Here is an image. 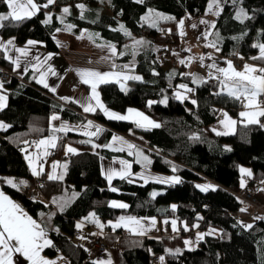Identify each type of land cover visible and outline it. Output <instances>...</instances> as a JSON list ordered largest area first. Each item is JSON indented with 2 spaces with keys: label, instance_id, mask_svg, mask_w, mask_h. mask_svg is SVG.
<instances>
[{
  "label": "trees",
  "instance_id": "trees-1",
  "mask_svg": "<svg viewBox=\"0 0 264 264\" xmlns=\"http://www.w3.org/2000/svg\"><path fill=\"white\" fill-rule=\"evenodd\" d=\"M38 2L45 3L46 0ZM78 4L87 9L83 19ZM207 5L208 0H143V3L136 0H56L33 18L19 24L5 22V27L0 28V37L5 40L15 38L18 45L31 39L42 42L49 53H56L60 48L51 34L62 27L58 22L61 7L69 6L71 10L67 22L74 25L73 33L83 29L99 33L103 43L113 44L118 53H125L117 55L115 61L121 65L133 62L132 74L142 77L141 81H128L127 92L121 91L114 83L99 86L100 98L106 107L118 112L135 108L161 125L146 130L132 122L106 119L100 110L84 116L70 103L64 107L59 105L47 90L30 83L27 77L22 81L12 78L7 83L2 82V92L8 97V104L0 111V121L11 127L0 132V177L7 176L17 183L23 180L25 185H20L23 191L4 183L0 184V188L34 219H38L40 211H46L47 206L49 209L54 206L52 196L69 195L65 199H72L63 211L54 213L52 217L57 232L49 231L52 246L43 250L47 256L61 253L68 264H92L94 256L109 251L113 264H152V256L158 259L154 264H161L159 257L162 255L165 257L164 264H264V212H257L254 205L237 197L243 191L252 196L264 181V127L240 121L241 101L222 93L219 80L204 79L198 84L192 83L193 76L184 75L182 64L173 66L164 57L171 45L179 43L178 22L201 16L206 12ZM221 6L222 11L217 16L219 21L214 23L209 36L220 49L221 60H218L223 62L237 55L242 60L264 66V61L251 59L258 53V48L253 45L264 43V0H221ZM240 8L248 17L243 23L235 19ZM150 9L174 19L159 20L155 27L150 26L142 19ZM6 11L7 6L0 3V13ZM45 13L52 17L48 24L42 23ZM121 24L131 33L130 36L121 32ZM137 38L144 43L134 50L132 46H137L134 45ZM0 63L12 74L11 65L3 58L2 52ZM182 83L193 89L190 93L194 94L196 104L191 103V98L184 103L173 98L172 88ZM165 97H168L167 104L159 103ZM150 100L156 103L149 107ZM221 109L237 120L232 134L216 135L209 128L216 123ZM53 114H57L61 121L72 124L92 121L99 125L104 131L91 138L97 145L109 143L114 134L134 140L150 151L149 166L152 171L176 174L182 182L175 185L156 182L142 185L138 179L134 183L114 179L112 187L118 191L112 192L101 174V157L130 158L122 153L113 155L104 149L95 153L91 144L80 142L89 138L67 132L59 134L54 150L56 156H62L59 152L66 143L78 148L77 154L68 161L65 178L51 181L35 177L45 184L40 186L35 199H28L24 193L25 186L33 185L35 178L30 176L20 149L26 146L23 141L39 140L50 134L49 118ZM194 136L198 139H193ZM172 166L176 167V172L172 171ZM241 167L252 173L250 177H243L244 187H241ZM137 169L138 166L133 164V170ZM199 181L213 184L216 190H197L195 185ZM152 192L159 195L153 199ZM112 200L124 202L128 208H110L108 202ZM173 204L177 206L175 211L171 208ZM258 205L264 209V204ZM247 208L254 210L260 218L251 228L244 229L235 216L248 214ZM89 213H94L105 227L93 232L90 247L85 249L74 238L78 234L76 223ZM120 216L173 218L187 224L189 231L185 233L181 229L175 234L157 238L133 236L120 228L113 230L107 224ZM194 224L199 227L194 229ZM164 228L169 229V224L164 223ZM212 229L215 230L212 234L194 242L196 246L192 250L188 251L183 246L190 232L208 233ZM103 233L107 250L89 258L92 241L94 238L103 239ZM166 249L181 251L171 255Z\"/></svg>",
  "mask_w": 264,
  "mask_h": 264
},
{
  "label": "snow or ice",
  "instance_id": "snow-or-ice-1",
  "mask_svg": "<svg viewBox=\"0 0 264 264\" xmlns=\"http://www.w3.org/2000/svg\"><path fill=\"white\" fill-rule=\"evenodd\" d=\"M56 0H46L45 3H39L38 0H0V3H3L7 6V13H0V28L5 27V22H12V23H22L25 20L31 19L36 16L41 9H46L50 5H53ZM137 3H143V0H136ZM235 2V0H234ZM78 8L81 9V19H83V11L84 5L78 4ZM221 0H208V7L207 12L211 13L215 16H219L221 12ZM62 12L67 15L70 12L68 7H64ZM45 20L42 21L44 24H48L51 22L52 17L50 14L45 13ZM247 13L244 11L243 8L237 10L235 19L243 23L244 19H247ZM61 23H64L63 18H59ZM143 20L150 23V26L155 27L159 20H172L174 17L165 16L161 13L154 12L153 10H149L148 15L142 17ZM203 24H208V21L201 20ZM183 24L184 21L181 20L178 22V28L180 29V35L183 36ZM211 27H215L214 24L210 25ZM74 25L68 24L66 25L67 30H71ZM195 27V25H193ZM115 30V29H114ZM120 30H124V26H120ZM57 32L60 31L59 28L56 29ZM210 33L205 32L203 34L204 39L207 40ZM98 35V34H97ZM125 35L130 36L131 33L125 31ZM83 38V36L78 37V39ZM91 38V37H90ZM199 39V37H198ZM37 41L34 40H27L24 47H16L15 46V38L8 39L7 41L0 40V52L3 53V58L8 60L13 64L15 67L13 71H16L17 68L20 67L21 59L24 58L25 60L29 56V48L31 46H35ZM144 41L137 40L134 41V45L143 44ZM100 47H107L111 56H123L125 53L117 52L116 46L113 44L107 45H99ZM206 47H212L216 51H220L217 47L215 41L210 42L209 44L205 45ZM254 48L259 49V56H253L251 59L253 60H260L264 61V43L254 44ZM10 52L15 53V57L9 55ZM135 55V53H133ZM51 54L44 58V61H41L39 57H35L34 59L37 61L35 64H30L25 66V71L28 70V67H31L33 73H39V77L35 78L37 84H41L44 88L49 89L52 92L56 91L55 87H50L47 83V75L51 73L52 75H56L51 67L47 69V71H41L44 63L47 60H50ZM212 57L209 56L208 59ZM242 58V57H241ZM107 59V58H106ZM191 59V58H189ZM204 57H200L201 62H203ZM181 64H185V60L181 59L179 61ZM225 63L227 67H217L215 63L207 65L209 69H215L219 76L213 77L219 80L221 85V90L226 92L229 97L234 98L235 100L243 102L244 111L239 112V117L241 122L246 124H259L261 127H264V124H261V117H264V100H261V97H264V67H256L253 65L245 64L242 70H237L231 60H226ZM203 66V65H202ZM112 71L108 72H100L97 70H77L78 74L81 77V82L89 85L91 89L90 95L86 98L85 102L81 104L83 111L85 113H94L99 109L109 120H116V121H131L136 125L138 128H144L146 130H150L152 128H159L161 125L153 120H151L147 115L143 112H140L136 109L129 108L127 109L126 114H120L115 111L109 110L100 100L99 93L97 88L100 84H107V83H117L120 85L121 91L127 92L128 89L126 87L127 81H141L142 77L139 75H132L130 74L133 71L132 66L125 64L121 66V70H116L117 65L113 63L111 65ZM153 74H156L155 72ZM211 75V73H210ZM222 77V79H220ZM194 82H196L194 80ZM178 89H182L183 91H175L173 93V98L179 101L180 103H184L189 97L186 93H190L193 89L189 88L185 84H180L177 86ZM3 83L0 82V111H2L5 107H7V99L8 97L3 94ZM220 93H216L219 95ZM61 99L68 100L67 97H62ZM95 101V104L92 103ZM75 102V101H74ZM168 97L160 100L159 103L167 104ZM156 103V101H148L149 107ZM192 104H196L195 100H191ZM223 119L219 121V124L223 127V131H218L213 129L216 132V135H228L230 132L234 131L235 126L237 124V120L232 119L227 112H222ZM60 117L56 114H53L49 120V131L50 134L39 140L29 142L27 140L23 141L24 145H32L35 147L36 152L32 153L28 151V147H22L20 150L22 153H25V160L28 162V166L32 171L33 175H40L44 171L43 163L41 161L44 157L48 156L49 149H53L57 147V139L58 137L55 135L57 132H70L75 130L74 127H70L68 124H62L60 127H54L52 125V121L59 120ZM11 125L6 124L0 121V131H7ZM83 132L82 134L89 137L88 140L80 141L81 143L91 144L92 148L98 147H105L113 151H124V147L126 146L130 151L129 155H132V149H135L136 146L134 144L128 143L120 136L113 135L111 138V142L105 145H97L92 142V137L98 136L101 132L104 131L99 126L93 125L92 121H88L87 124L83 125ZM95 128V131H89L91 128ZM35 131H40L36 129ZM193 139H198V137H193ZM115 145H121V147H115ZM227 151H231L230 148H226ZM65 153L66 154H76L77 149L73 148L69 145L65 146ZM136 156L138 157L135 161L136 163H141L143 168H147L148 165L151 164V160L148 159L146 156H142L139 150H136ZM103 159V157H101ZM116 161H113L115 163ZM120 168L117 170L112 167L101 168V174L104 176L105 180L109 185V190L112 192H117L118 189L112 187V182L115 178H119L120 180H127L128 183H134L135 180H142L144 184H147L150 180L156 183L166 184V185H175L181 183V178L179 176L173 175L169 177H159V176H151L146 175L144 172L141 173H133L131 171L132 165L126 160H119ZM57 167H65L64 165H58L57 163L53 164V172L48 174L49 180H58L63 179V174H56L55 169ZM172 171L176 172L177 169L175 166H172ZM242 179H241V187L245 186V180L243 177H250L252 175L251 171L241 167L239 169ZM3 180L4 183L10 185L13 188H17L19 190L20 185H25V181L20 180L18 183L14 182L11 178H0ZM202 192H207L209 190H216L214 185L211 184H197L195 185ZM159 195L157 192H152L151 197L153 199ZM54 203H59L55 198L53 200ZM68 201L60 204L61 211L65 204ZM108 206L110 208H119V209H127L128 205L124 202L119 201H109ZM176 205H172L171 208L173 211L176 210ZM245 209H241L244 211ZM43 215V214H41ZM90 222H94L96 226L100 229H103L105 225L101 224L97 219H95L94 213H89V216L85 218ZM147 220V224L145 223ZM155 218H137L134 216H120L117 218L116 222L113 223L109 221V224L116 230L118 228H125L128 232L135 234V235H146L152 228L156 226ZM165 224H168L169 221L165 220ZM171 228L173 232L178 231L177 228V221L175 219L170 221ZM77 228H81L82 224L77 223ZM192 227L196 228L199 225L194 224ZM245 227L251 228L252 225H245ZM184 230L188 231V226L184 225ZM215 230L212 229L208 233H197L196 239L203 240L205 235H210ZM191 240H185L184 244L186 248L191 250L192 245ZM52 246L51 240L47 239V232L45 228L34 220L28 213H26L23 208L17 203H15L12 199L9 198L3 191H0V264H13L12 256L13 253L21 254L29 264H55L54 261H49L48 259L41 256V252L46 247ZM151 251V250H149ZM171 255L180 254V249H176L175 251L166 249ZM161 264H164L165 257L162 255L159 257ZM92 264H111L110 259L106 262L104 260H94Z\"/></svg>",
  "mask_w": 264,
  "mask_h": 264
},
{
  "label": "crops",
  "instance_id": "crops-1",
  "mask_svg": "<svg viewBox=\"0 0 264 264\" xmlns=\"http://www.w3.org/2000/svg\"><path fill=\"white\" fill-rule=\"evenodd\" d=\"M87 9L84 7V11H83V14L85 13V11H86ZM80 13H81V10H80ZM215 16V15H214ZM186 19V18H185ZM188 20V19H187ZM193 24L192 23H185V24H183V32H184V35L181 37V35H179V41L180 40H183V38L184 37H187V39H188V41H184V42H189V41H191V39L194 41L193 43H195L196 42V44H197V40H196V38L198 37V36H202V35H200V34H197V37L195 36V32L193 31V29H192V26ZM62 27H63V25H62ZM73 29V28H72ZM72 29L69 31V30H67L68 32H73L72 31ZM179 29V28H178ZM82 32L83 31H81L79 34L78 33H75V34H78V35H82ZM188 34H187V33ZM211 33V32H210ZM210 36V35H209ZM8 39H12V38H8ZM7 39V40H8ZM209 39V38H208ZM0 40H4V41H7V40H5V39H3V38H1L0 37ZM210 40V39H209ZM25 44L26 43H23V44H16L15 43V46L16 47H24L25 46ZM64 46H65V48H68L69 46H74V47H76V40H72L71 41V44L70 45H68V43L67 42H63L62 43ZM96 44H98V45H94L93 46V48L92 49H94V48H97V49H103L104 50V54H106L107 52H109V50H108V48L107 47H100L99 45H107V43H103L102 41H101V39H96ZM208 50V49H207ZM75 52H79L78 50H76V48H74L72 51H70V52H67V53H64V57L66 58V61H65V59L63 58V57H58V55H54V54H52V53H49L47 50H46V48L45 47H43V44H42V42H39V43H37L35 46H31L30 48H29V56H28V58L25 60L24 58H22L21 59V63H20V67L19 68H17L16 69V71H13V68L15 67L13 64H11V62L10 61H8L7 60V62H9L10 63V70H11V72H12V75H13V78H15V79H17V80H21L22 81V79H25L26 77H27V80H29V82L31 83H33V84H36V85H38L39 87H43L41 84H37L36 83V80H35V78L34 77H36V78H38L39 77V73L37 72V73H33V71H32V69H31V67H28V70L27 71H25L24 69H25V66H26V64L27 65H30V64H35V63H37V61L34 59L35 57H39L40 58V60L41 61H44V58L46 57V56H48L49 54H51V59L50 60H47V62L46 63H44V65H43V67L41 68V71H47V69L49 68V67H51L52 69H53V71L56 73V75H52L51 73H48V75H47V83L49 84V86L50 87H55L56 88V91L55 92H52V91H50L49 89H47V88H44L45 90H47V92H49L50 94H51V96H52V98L54 99V100H56V101H59L60 103H62L63 105H65V104H71L74 108H76V110H78L79 111V113H81L82 115H84V116H86V114H91V113H85L84 111H83V108L81 107V104L82 103H84L85 102V100H86V98L90 95V93H91V89H90V87H89V85H86V84H84V83H82L81 82V77H80V75L78 74V71L77 70H84L83 69V67L84 66H81V67H74V71H70V70H68L67 68H65V69H63V70H60V68H59V66L62 64V61L64 60L65 62H69V60H68V56H71V55H79L80 54V52H79V54H75ZM60 53V52H59ZM207 54V57L208 56H210V55H215L216 57V60H217V64H216V66L217 67H227V64L225 63V61L226 60H228V58H226V59H224V61L223 62H221V61H219L218 59H220L221 60V58L219 57V51H217L216 53L215 52H211V51H209L208 50V52L206 53ZM258 54V53H257ZM257 54H256V56H257ZM9 55L10 56H12L13 58L15 57V53L14 52H10L9 53ZM109 55H111V53L109 52ZM115 59H116V56H112L111 57V59H110V62H109V64H108V67H106V68H103V66H102V63H101V61H95L94 62V69H96L97 71H100V72H108V71H112L113 69L111 68V65L113 64V63H115L116 65H117V71L118 70H121V64L119 63V62H116L115 61ZM175 59V58H174ZM207 60H209V59H207ZM84 60H83V58H82V62H83ZM211 63V62H210ZM233 63V62H232ZM212 64V63H211ZM245 64H249V65H253V66H256V67H264L262 64H259V63H257V64H255L254 62H251L250 60H247L246 61V63H244L243 64V66L245 65ZM129 65V64H128ZM209 65V64H208ZM233 65H234V63H233ZM243 66H242V68L241 69H237L235 66V68L237 69V70H242L243 69ZM204 72L205 73H207L206 75H207V77H202V79L201 80H204V79H212V80H214L215 78H213V77H217V76H219V73H217L216 71H215V69H209L208 67H206L205 68V70H204ZM210 73H211V75H210ZM130 74H132V72L130 73ZM220 79H222V77H220ZM215 80H218V79H215ZM2 82V81H1ZM114 83V82H113ZM126 83H128V81L126 82ZM107 84H109V83H107ZM107 84H100L99 86H101V85H107ZM114 84H116L117 85V87H119V89H120V85L119 84H117V83H114ZM99 86H98V88H97V91H98V93H99ZM127 87V86H126ZM121 90V89H120ZM223 93H225L226 94V92H224L223 91ZM5 94V93H4ZM6 95V94H5ZM62 97H67V98H69L68 100H65V99H61ZM99 97H100V93H99ZM100 100H101V102L103 103V101H102V98H100ZM261 100H264V97H261ZM75 101V102H74ZM242 102V101H241ZM92 103L93 104H95V101H92ZM7 104H8V102H7ZM104 104V103H103ZM105 105V104H104ZM106 106V105H105ZM262 106H264V104H262ZM109 110H112L111 108H109V107H107ZM130 108V107H129ZM133 109H135V108H133ZM97 110H99V109H97ZM136 110H138V109H136ZM112 111H115V110H112ZM139 111V110H138ZM241 111H244V108L242 107V109L239 111V112H241ZM115 112H117V113H120V114H126L127 113V110H125V111H115ZM140 112H142V111H140ZM238 112V113H239ZM103 113V112H102ZM57 115V114H56ZM104 115V114H103ZM105 116V115H104ZM230 116V115H229ZM239 116V115H238ZM232 119H234L232 116H230ZM105 118L106 119H108L106 116H105ZM239 119H240V117H239ZM49 120H50V118H49ZM152 120V119H151ZM241 121V120H240ZM88 122V121H87ZM127 122H131V121H127ZM68 124L70 127H76L77 125H80V124H72V123H70V122H67V121H61L60 119L59 120H56V121H52V125L54 126V127H60L62 124ZM94 125H96V123H94V122H92ZM242 123H244V122H242ZM87 124V123H86ZM215 124V123H214ZM214 124H211V126L209 127L211 130H212V132L214 133V134H216V132L215 131H213V129H216V130H218V131H223L224 129H223V127L220 125L219 127H217V126H215ZM244 124H246V123H244ZM97 126V125H96ZM100 127V126H99ZM235 128H236V126H235ZM76 129V128H75ZM78 129V128H77ZM234 131H235V129H234ZM234 131H232V132H230V134H232ZM1 132V131H0ZM60 133H64V132H57V133H55V135L57 136V137H59V134ZM70 133H73V134H78V135H80L79 133H75L74 131H70ZM114 135H116V136H120V137H122L124 140H126L128 143H131V144H134L135 146H136V148L134 149V150H137L138 148H140V146L139 145H137V143L134 141V140H132V139H129V138H127V137H125V136H123V135H119V134H114ZM80 136H82V137H85V138H89V137H87V136H84V135H80ZM112 138V137H111ZM58 140V139H57ZM111 142V139L109 140V143ZM108 144V143H107ZM66 145H69L68 143H66ZM65 145V146H66ZM98 145H105V144H98ZM69 146H71V145H69ZM25 147H27V146H25ZM71 147H73V146H71ZM124 147V151H113V150H110V149H108V148H105V147H99V148H95V149H93L92 148V151L93 152H95V153H99V150H102V149H104V150H106V151H108V152H112L113 153V155L114 154H120V153H122V154H124V155H126L127 157H129L130 158V160L132 161V159H133V157H130L129 155H128V148H125V146H123ZM74 148V147H73ZM55 150V148H53V149H49V155L48 156H46V157H44L43 158V160L41 161V163H43V167H44V171H43V173H41L40 175H38V176H36V175H33L32 174V171H31V169L29 168V166H28V162L25 160V153H20L21 154V156L23 157V160L25 161V165L28 167V171H29V173H30V176H32L33 178H35V177H43L45 180L47 179V180H49L48 179V174L49 173H52L54 170H53V164L54 163H57L58 165H63V160H65V159H70L72 156H74L75 154H71V153H69V154H66L65 153V147L63 148V150L61 151V152H59V154H63L62 156L61 155H57V156H53L52 154H51V152L52 151H54ZM28 151L29 152H32V153H35L36 152V149H35V147L34 148H29L28 147ZM77 151H78V148H77ZM77 154V153H76ZM115 159H117V160H121V159H126L125 157H118V156H113V157H110V159H101L100 160V163H101V168H102V166L104 167L105 166V163H103V162H110V161H114ZM128 160V159H127ZM68 164V163H67ZM69 165V164H68ZM68 165H67V167H68ZM116 165H118V166H120V164H119V162H117L116 163ZM118 166H115V164H113V162H112V164L110 165V167H112V168H115V169H119V167ZM67 167H63V168H61V167H57L56 169H55V173L56 174H63V175H65V173H66V171H67ZM0 178H9V177H7V176H3V177H0ZM12 179V178H11ZM115 179H119V178H115ZM58 180H61V179H58ZM51 181H57V180H51ZM15 182V181H14ZM5 184V183H4ZM261 187L263 188V190H262V188L261 189H258V190H256V191H254L253 193H256V195H257V199H259V203L261 204V205H263L264 204V181L262 182V184H261ZM68 196L69 195H67V197L66 196H58V198L55 196H52L51 198L52 199H54V198H57L58 199V201H59V203H57L56 205L54 204V206H53V209L52 210H50L47 214H46V219H48V223H47V226L45 227L44 226V224L43 223H41V225L45 228V230H46V232H47V236H48V238H49V231H55V232H57V230L54 228V226H53V219H52V217H53V215H54V213H58L59 211H61V208H60V204L61 203H64L65 201H67L65 198H68ZM71 197V196H70ZM72 199L70 198L69 199V201L65 204V206H64V208L69 204V202L71 201ZM17 203V202H16ZM17 204H19V203H17ZM20 206H21V204H19ZM249 207V206H248ZM21 208H22V206H21ZM63 208V209H64ZM24 210V209H23ZM247 210H248V208H247ZM251 210V209H250ZM250 210H248L249 212H248V214H242L241 216H239V218L237 219V221L240 223V226L242 227V228H244V229H248V227H245V225H253V223H255L260 217H259V215L253 210V211H250ZM25 212H27V210H24ZM89 216V215H88ZM88 216H86V217H88ZM85 217V218H86ZM85 218H83L82 220H80V222H77V223H81L82 224V226H84V228H86L87 230H88V234H86V235H84V236H82V232L80 231V230H78V234H77V236L79 237V239H78V241H77V243H79V245H82L85 249H88L89 247H90V237H91V235L90 234H93V232L94 231H98V230H100L98 227H96L95 225V223L94 222H90L89 220H86ZM34 219V218H33ZM95 219H97L98 221H99V219L95 216ZM34 220H36V219H34ZM37 221V220H36ZM38 221H40V220H38ZM37 221V222H38ZM100 222V221H99ZM77 223H76V225H77ZM101 223V222H100ZM103 223V222H102ZM101 223V224H102ZM169 224V229H167L168 231H171V225H170V223H168ZM178 224V231H180L181 229L183 230V228H182V224L180 223V222H178L177 223ZM103 225H105L104 223H103ZM105 227V226H104ZM120 229H122L123 231H127L125 228H123V227H121ZM163 230H165V228H164V224L163 225H161L160 223H159V225L158 224H156V227H154V228H152L146 235H143L142 237H146V236H149V237H160V236H164V232H163ZM166 230V231H167ZM178 231H176V232H170V234L169 235H172V234H175V233H177ZM166 236V235H165ZM49 240H50V238H49ZM192 246H196V245H194V243H192ZM46 248H49V247H46ZM186 249V248H185ZM186 250H188V251H190L189 249H186ZM192 250V249H191ZM41 256H43L44 258H46V259H48L49 261H54L55 262V264H64V261L63 260H65L64 259V257L62 256V254L61 253H58L57 255H55L54 257H49V256H47L46 254H44L43 253V251L41 252ZM12 261H13V264H29V262L21 255V254H19V253H13V256H12ZM66 261V260H65ZM113 263H114V261H113ZM67 264H68V262H67Z\"/></svg>",
  "mask_w": 264,
  "mask_h": 264
},
{
  "label": "rangeland",
  "instance_id": "rangeland-1",
  "mask_svg": "<svg viewBox=\"0 0 264 264\" xmlns=\"http://www.w3.org/2000/svg\"><path fill=\"white\" fill-rule=\"evenodd\" d=\"M64 7H68L70 10H71V8L69 7V6H62L61 7V9H60V12L58 13V22H59V24H62L63 25V27H61V29H60V31L59 32H57L56 30L51 34V36H52V38H53V41L55 42V44L60 48V50H59V52H56V53H52V54H54V55H58V57H63L64 59H65V61H66V58L63 56L64 55V53H67V52H70V51H72L74 48H76V50H78L79 52H80V54H79V52H75V54H79V55H71V56H68V60H69V62L67 63V62H65L64 60L62 61V64L59 66V68H60V70H63V69H65V68H67L68 70H70V71H74V67H81V66H84L83 67V69H90V70H96V69H94L93 67H94V62L95 61H101V63H102V66H103V68H106V67H108V64H109V62H110V59H111V55H109V52H107L106 54H104V50L103 49H97V48H94V49H92L93 48V46L94 45H98V44H96V39H99V33H96L95 31H89V30H85V29H83V32H82V35H78V34H75V33H73V32H68L67 31V29H66V25H68V22H67V18L69 17V15H70V12H69V14H67V15H65L63 12H62V9L64 8ZM207 7H208V5H207ZM80 9V8H79ZM221 9H222V6H221ZM81 10V9H80ZM7 11H8V9H7ZM7 11H6V13H7ZM222 11V10H221ZM149 12V11H148ZM206 12H207V9H206ZM206 12L204 13V14H202L201 16H199V17H197V18H190V19H183V21H184V24L186 23H192L193 25H195V27H193V25L191 26L192 27V29H193V31L195 32V36L197 37V34H200V35H203L205 32H208V33H212V27L210 26V25H212V24H214V22H213V17H209L208 16V14H206ZM6 13H4V14H6ZM146 15H148V13L146 14ZM145 15V16H146ZM145 16H143V17H145ZM214 16V15H213ZM63 18V20H64V23H61V20L59 19V18ZM201 20H205V21H208L209 23L208 24H203V23H201L200 21ZM143 21H145V20H143ZM146 23H147V21H145ZM149 23V22H148ZM122 25V24H121ZM120 25V26H121ZM179 30V33H180V29H178ZM125 31H127V29H125V27H124V30H121V32H123L124 34H125ZM128 32V31H127ZM187 33V32H186ZM98 34V35H97ZM188 34V33H187ZM180 35V34H179ZM210 35V34H209ZM80 36H83V38H80V39H78V37H80ZM91 37V38H90ZM182 37V36H181ZM204 37V36H203ZM208 38H209V36H208ZM207 38V40H209ZM197 39V38H196ZM72 40H76V47H74V46H69L68 48H65V46L62 44L63 42H67L68 43V45H70L71 44V41ZM137 40H141V41H143L142 39H139V38H137V39H135V41H137ZM207 40H205V41H207ZM194 41L191 39V41H189V42H184L183 40H180L179 41V43L178 44H176V45H171L170 46V49L169 50H171V52H172V58L175 60V62H177V66L179 65V66H181V63L179 62L181 59H183V60H185V64H182L183 66H184V69H183V73H184V75H187V76H193V81H192V83H196V84H198V82L202 79V77L204 76V77H207V73H205L204 72V70H205V68L207 67V65L208 64H213V63H215V64H217V60H216V56L215 55H210L212 58L211 59H209V60H207L208 59V57H207V54H206V51L204 50V46H203V44L201 45H199L198 43L196 44V42L195 43H193ZM43 44V43H42ZM141 45V44H140ZM140 45H137V46H132L133 48H134V50H137L138 49V47L140 46ZM43 47H45L44 46V44H43ZM46 48V47H45ZM209 51H211V52H217L214 48H212V47H208L207 48ZM257 56H259V49H258V54H257ZM200 57H204V59H203V62H201V60H200ZM82 58H83V62H82ZM107 58V59H106ZM189 58H191V59H189ZM211 62V63H210ZM130 66H132V68L134 69V67H135V64H133V62H130V63H128ZM203 65V66H202ZM133 75V74H132ZM194 80L196 81V82H194ZM183 84V83H182ZM178 85H180V84H178ZM177 85V86H178ZM186 85V84H185ZM173 89V91H172V94L175 92V91H177V90H179V91H183L182 89H178V87H176V88H172ZM222 93H223V91H222ZM3 94H4V92H3ZM186 95L189 97V99L188 100H190V94L189 93H186ZM83 125H85V124H80V125H77L76 127H74V129L75 130H73L75 133L77 132V133H79L80 135H83L82 134V132H83ZM94 125V124H93ZM97 125V124H96ZM95 125V126H96ZM215 126H217V127H219L220 125H219V121H216V123L214 124ZM97 126H99V125H97ZM78 128V129H77ZM89 131H95V128L93 127V128H91V129H89ZM85 136V135H84ZM115 147H121V145H115ZM99 148V147H98ZM125 148H127L126 146H125ZM137 150H139L140 152H141V154H142V156H146V157H148V159L149 160H151V155H150V151H148V150H146L145 149V147H140V148H138ZM129 149H128V155H129ZM132 152H133V154L132 155H129L130 157H133V159H132V161L131 160H127V159H123V160H126V161H128L129 163H131V165H132V168H131V171L133 172V173H141V172H144L146 175H151V176H159V177H169V176H173L174 174H162V173H160V172H157V171H152L151 169H150V166L148 165L147 166V168H143L142 167V164L141 163H136L135 161L137 160V156H136V150H134V149H132L131 150ZM68 159H65V160H63V165L65 166V167H67V163H68ZM114 161H116L115 163H113V164H115V166H118V165H116V163L119 161V160H117V159H115ZM112 162H113V160L112 161H110V162H103V163H105V166H104V168L106 169V168H108V167H110V165L112 164ZM133 164H136L137 166H138V169L137 170H133ZM119 168H120V166H118ZM176 175V174H175ZM177 176V175H176ZM65 178V175H63V179ZM63 179H61V180H63ZM4 182H3V180L2 179H0V184H3ZM139 183H141L142 185L144 184V182L142 181V180H139ZM148 183H154V181H149ZM6 184V183H5ZM159 184H161V183H159ZM197 184H207V183H205V182H202V181H199V182H197ZM196 184V185H197ZM208 184H211V183H208ZM6 185H8V184H6ZM163 185H165V184H163ZM211 185H213V184H211ZM8 186H10V185H8ZM11 187V186H10ZM12 189H14L13 187H11ZM262 187H261V184L259 185V187H258V189H261ZM15 189H17V188H15ZM18 190V189H17ZM197 190H198V188H197ZM262 190H263V188H262ZM0 191H3L7 196H9L4 190H2L1 188H0ZM18 191H23V189L22 188H20V186H19V190ZM252 197L254 198V199H257V195H256V193H252ZM9 198L10 199H12L10 196H9ZM13 200V199H12ZM258 201H259V199H257ZM14 201V200H13ZM113 201V200H112ZM115 201H117V200H115ZM15 203L17 202L16 200L14 201ZM120 202V201H119ZM18 203V202H17ZM50 203V202H49ZM51 203H52V205H56V203H54L53 202V200H51ZM259 203V202H258ZM53 207V206H52ZM50 208L49 209V207L47 206L46 207V209L49 211V210H52L53 208ZM115 209H117V208H115ZM40 211V215H39V217H38V219H36L37 221L38 220H40V221H38V223H43L44 224V226L46 227L47 226V223H48V219H46L45 217H46V214L48 213V211ZM26 213H28V212H26ZM41 214H43V215H41ZM28 215H30L29 213H28ZM156 220V224H158L159 225V223L161 224V225H163L164 224V221L166 220V219H158V218H156L155 219ZM168 221H169V223H170V221L171 220H173V218L172 219H167ZM116 221H113V223H115ZM145 223L147 224V220H145ZM178 223V222H177ZM103 224V223H102ZM107 224L109 225V226H111L110 224H109V222H107ZM181 224H182V228H183V230H184V225H185V223L184 222H181ZM170 225H171V223H170ZM187 225V224H186ZM96 226V225H95ZM97 227V226H96ZM156 227V226H155ZM177 227H178V224H177ZM76 229L77 230H80L81 232H82V236H84V235H86V234H88V230L86 229V228H84V226H82L81 228H77L76 227ZM100 229V228H99ZM189 229V228H188ZM194 229H196V228H194ZM101 230V229H100ZM185 231V230H184ZM189 231V230H188ZM188 231H185V233H187ZM195 231V230H194ZM128 232V231H127ZM163 232H164V235H169L170 234V232H172V228H171V231H166V230H163ZM130 233V232H129ZM130 234H132V233H130ZM91 236H92V234H90ZM133 236H135V234H132ZM136 236H139V237H142V236H140V235H136ZM196 237H197V233H196V236L195 237H191L190 235H188L187 237H185V239H184V241L185 240H191L193 243L194 242H197L198 240L196 239ZM47 239H49L48 238V236H47ZM78 239H79V237H75L74 238V240H75V242H77L78 241ZM183 246H185V244H183ZM185 248H186V246H185ZM193 248H195L194 246H192L191 245V249H193ZM186 249H188V248H186ZM110 259V261H111V264H113V260H112V256H111V253L109 252V251H107V252H105V253H103L102 255H97V256H94V258H93V260H104V261H108ZM64 261V264H67V262L65 261V260H63Z\"/></svg>",
  "mask_w": 264,
  "mask_h": 264
},
{
  "label": "built area",
  "instance_id": "built-area-1",
  "mask_svg": "<svg viewBox=\"0 0 264 264\" xmlns=\"http://www.w3.org/2000/svg\"><path fill=\"white\" fill-rule=\"evenodd\" d=\"M208 16L209 17H213V22L214 23H217L219 21V17L213 16V14H211V13H208ZM198 37H199V39H198ZM198 37L196 39L197 43L199 45L203 44L204 50L207 53L208 52V50H207L208 47H206L205 45L209 44L211 41L210 40L205 41L203 36H198ZM166 38L168 40V38H169L168 34L166 35ZM183 40L184 41H188L187 37H184ZM164 57L168 61H171L173 63V66H177V62H175V60L172 58L171 50L168 49L167 51H165ZM228 60H231L234 63V66L237 69H241L243 64L246 63V61H247V60L245 61V60L240 59L237 55L229 57ZM12 78H13V75L10 72H8L7 70H5L4 67L0 63V81H2L4 83H7ZM190 94H191L190 98L193 100L194 99V94L193 93H190ZM56 102L59 105L63 106V107L65 106L62 103H60L59 101H56ZM240 103H241L240 106H243V102H240ZM222 112H225V111L223 109H221L219 111L218 116L216 117V121H220V120L223 119ZM260 120H261V124H264V117H261ZM33 141H36V140H33ZM33 141H29V142H33ZM27 146L29 148H34V146H32L31 144L27 145ZM51 154L53 156H56L54 151H52ZM44 184H45V182L43 180H39V178H35V181H34L33 185L25 186L24 193L27 195V198L31 199V200L35 199L36 194L39 192L40 186H43ZM237 197H238V199L246 200L250 204L254 205V207L257 210V212H264V209L262 210L261 206L258 205L257 201L251 196V194L248 191L241 192V194H238ZM238 218H239L238 215H236L235 219H238ZM189 234H190L191 237H195L196 236L194 231L190 232ZM104 236H105V234L103 233V235H102L103 239L94 238V240L92 241V248H91V251H90V254H89V258L93 257V255H95V254H101V253H103L104 251L107 250V245H106V241H105ZM150 261H151L152 264H154V263H156L158 261V259L152 256V257H150Z\"/></svg>",
  "mask_w": 264,
  "mask_h": 264
}]
</instances>
